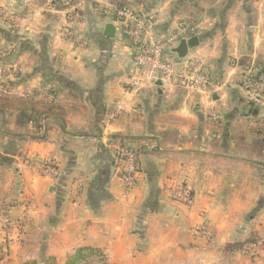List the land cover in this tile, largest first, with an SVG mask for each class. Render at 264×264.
I'll list each match as a JSON object with an SVG mask.
<instances>
[{
	"label": "crops",
	"instance_id": "obj_1",
	"mask_svg": "<svg viewBox=\"0 0 264 264\" xmlns=\"http://www.w3.org/2000/svg\"><path fill=\"white\" fill-rule=\"evenodd\" d=\"M120 2L155 15L154 37L191 26L199 44L185 57L224 84L200 93L163 78L125 94L133 53L97 3L81 6L73 23L81 42L73 44L63 35L71 23L64 0H0V94L11 99L0 111V199L10 220H0V264H67L82 248L102 252L108 264H264V248H235L264 244V151L239 141L255 138L247 71L264 95V0ZM10 14L20 16L19 27L11 28ZM109 23L114 37L105 35ZM168 53L177 64L185 58ZM121 97L124 111L112 118ZM27 98L41 103V128L19 122ZM124 147L139 164L130 192ZM29 159L53 161L59 176L30 169ZM183 178L191 205L170 192ZM201 225L213 229V244L190 233Z\"/></svg>",
	"mask_w": 264,
	"mask_h": 264
},
{
	"label": "built area",
	"instance_id": "obj_2",
	"mask_svg": "<svg viewBox=\"0 0 264 264\" xmlns=\"http://www.w3.org/2000/svg\"><path fill=\"white\" fill-rule=\"evenodd\" d=\"M67 5V14L71 23L63 29L64 37L73 44L80 43L74 22L79 18V10L86 0H64ZM103 8L113 19L114 23H119L123 36L128 40L129 47L133 53V63L130 67L125 86V94L138 95L141 90L149 83L154 85L158 79H173L179 85H182L190 91L203 93L208 89H217L223 86V81L219 76L212 75L200 61L195 57H185L176 67L167 62V52L174 49L181 39H188L190 26H183L165 37L157 38L150 34L152 21L155 15L138 10L134 6H121L115 3V0H92ZM11 20V28L19 27L20 16L15 14L8 15ZM256 73L251 70L243 76V88L245 99L250 105L249 126L264 130V111L257 116L252 115L251 111L264 109V95L261 93L259 79L255 78ZM126 100L121 97L118 100L116 109L111 113L112 118H117L124 111ZM213 120H219L220 116L216 112L211 113ZM27 166L32 170H39L43 174L52 177L59 176L58 166L53 161H35L27 160ZM121 164L123 167L122 181L127 192L135 189L138 185L139 164L135 150L130 147H124L121 150ZM173 198L184 204L191 205L194 198L185 178L177 180L175 186L170 189ZM28 206L29 201H25ZM0 203V220L5 226L10 224V220ZM193 235L204 237L208 243L215 242L213 229L208 225H201L190 229ZM264 248L262 242L247 243L242 251L245 254L255 255L257 251ZM108 264L107 257L102 252H96L83 258L77 264Z\"/></svg>",
	"mask_w": 264,
	"mask_h": 264
},
{
	"label": "trees",
	"instance_id": "obj_3",
	"mask_svg": "<svg viewBox=\"0 0 264 264\" xmlns=\"http://www.w3.org/2000/svg\"><path fill=\"white\" fill-rule=\"evenodd\" d=\"M117 3V2H115ZM121 3H117L121 6H124L126 4H122ZM190 28H192L190 26ZM256 79H259V76L256 74L255 76ZM27 101L30 103L29 105H22L23 108H20V113L18 115V117L21 118L20 121L21 124L26 123L28 120H32L33 123L35 124L36 128H41V125H39V121L35 120V117H37V119L41 118V116H43L45 113L38 111V109H36V105L37 104H41V103H37L36 101H33V99H29L27 98ZM46 105V104H45ZM48 106V105H47ZM11 107V99L8 96L2 95L0 94V111L5 110L6 108ZM251 114L253 115V112L251 111ZM39 120V119H38ZM254 135L255 138L253 139L251 144H246L244 142V138L239 139L240 143L242 146H244L246 149H248L249 151H251L253 154H257V155H262L263 151H264V130L263 129H254L251 131ZM42 138V137H41ZM258 240H250L247 243H255ZM245 245V244H244ZM243 247V245H237L235 248H241ZM231 248V247H229ZM99 252L95 249L92 248H82L79 249L76 254L74 255V258L69 259L67 264H77L79 261H81L83 258L88 257L90 255H92L93 253ZM44 264H57L56 260L54 258H49L45 261Z\"/></svg>",
	"mask_w": 264,
	"mask_h": 264
},
{
	"label": "water",
	"instance_id": "obj_4",
	"mask_svg": "<svg viewBox=\"0 0 264 264\" xmlns=\"http://www.w3.org/2000/svg\"><path fill=\"white\" fill-rule=\"evenodd\" d=\"M105 35L108 37L115 36V26L112 23H109L105 29ZM199 44V37L193 36L188 39H181L179 44L173 49L180 57H185L188 54L189 48H193ZM156 85H162L160 79L156 81ZM254 113H257V109L254 110Z\"/></svg>",
	"mask_w": 264,
	"mask_h": 264
},
{
	"label": "rangeland",
	"instance_id": "obj_5",
	"mask_svg": "<svg viewBox=\"0 0 264 264\" xmlns=\"http://www.w3.org/2000/svg\"><path fill=\"white\" fill-rule=\"evenodd\" d=\"M115 2H117V3H121L120 2V0H115ZM123 4V3H122ZM124 4H126V5H129V6H133V4L131 3V2H126V3H124ZM100 7V6H99ZM118 24V26H120L119 25V23H117ZM182 27V25H180V27H178L177 29H179V28H181ZM176 29V30H177ZM173 32V31H172ZM172 32H170L169 34H171ZM168 34V35H169ZM192 33H190L189 32V34H187V36H189V35H191ZM167 35V36H168ZM166 58H167V62L169 63V64H171L173 67H176V62H175V60L173 59V57H172V55H170L168 52H167V54H166ZM245 97V96H244ZM261 111H264V109H261ZM254 115V114H253ZM0 203H2V200L0 199ZM5 226V225H4ZM209 226V225H208ZM7 227V226H6ZM190 232H191V230H190ZM194 236H197V237H202V236H199V235H194ZM88 264H93V263H88Z\"/></svg>",
	"mask_w": 264,
	"mask_h": 264
}]
</instances>
